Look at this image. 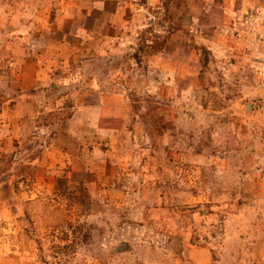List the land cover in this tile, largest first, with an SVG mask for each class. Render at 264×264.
<instances>
[{"label": "rangeland", "instance_id": "374dc122", "mask_svg": "<svg viewBox=\"0 0 264 264\" xmlns=\"http://www.w3.org/2000/svg\"><path fill=\"white\" fill-rule=\"evenodd\" d=\"M263 9L264 0H0V264H264ZM212 39L235 56L246 50L248 64L202 44ZM164 49L197 62L180 68L199 88L179 123L186 152L204 157L167 173L166 206L138 209L129 190L107 206L90 193L91 172L71 171L60 149L71 107L93 103L85 93L98 86L150 87L143 63ZM74 53L89 57L83 75L82 63L57 64ZM134 63L143 76L126 81ZM109 69L117 77L101 75Z\"/></svg>", "mask_w": 264, "mask_h": 264}, {"label": "crops", "instance_id": "0c3cea01", "mask_svg": "<svg viewBox=\"0 0 264 264\" xmlns=\"http://www.w3.org/2000/svg\"><path fill=\"white\" fill-rule=\"evenodd\" d=\"M260 15L264 19V9ZM190 16L192 19L196 17L194 13ZM261 26L264 31V22ZM202 44L212 52L223 50L226 55L233 56L234 63L244 66L250 60L246 50L235 56V47L219 40L212 39ZM79 54H72L70 59L59 55L57 64L63 68L66 64L82 63L77 74L83 75L87 68L85 65L90 61L89 57L79 58ZM255 61L264 63V51ZM196 63L187 56H178L164 49L143 63L151 77L150 87L131 92L121 84L98 86L85 93L94 96L93 103L71 107L74 110L71 117L74 129H71L70 141L60 149L62 154L66 152L67 164L73 165L71 171L91 172L95 178L88 184L90 193L100 192L105 205L117 203L115 195L126 203L130 200L125 197L130 195L129 190L137 198L135 205L138 209L164 207L169 201L164 190L168 185L167 173L180 177V171H186L188 162L197 167L195 162L202 158L203 153L186 152L187 145L181 140L184 128L179 123L180 117H192L185 99L189 96L195 99V88H199L193 75L182 72L180 68ZM134 65L136 68L134 66L131 71H122L126 81L131 80L129 77L143 76L140 64ZM105 74L108 78L117 77L113 69L101 73L102 76ZM70 77L73 79L74 73ZM141 94L147 97L146 103L141 104V98L139 104L132 103L135 102L133 95L140 97ZM196 104L203 107L197 101ZM188 147L192 146L188 144Z\"/></svg>", "mask_w": 264, "mask_h": 264}]
</instances>
